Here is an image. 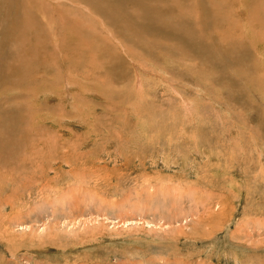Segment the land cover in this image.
Here are the masks:
<instances>
[{
    "label": "rangeland",
    "instance_id": "obj_1",
    "mask_svg": "<svg viewBox=\"0 0 264 264\" xmlns=\"http://www.w3.org/2000/svg\"><path fill=\"white\" fill-rule=\"evenodd\" d=\"M240 33L232 39L248 46L264 40L263 31ZM257 48L229 67L223 88L202 66L191 74L192 63L167 70L157 59L141 71L126 58L113 77L86 70L70 76L69 92H53L52 114L37 73L56 84L58 70L46 59H34V77L18 67L2 110H25V119L12 116L21 128L10 127L28 135L14 128L0 143V264H264V44Z\"/></svg>",
    "mask_w": 264,
    "mask_h": 264
},
{
    "label": "bare ground",
    "instance_id": "obj_2",
    "mask_svg": "<svg viewBox=\"0 0 264 264\" xmlns=\"http://www.w3.org/2000/svg\"><path fill=\"white\" fill-rule=\"evenodd\" d=\"M230 1L0 0V143L5 145L7 139H12V134L21 133L19 130L16 132L15 126V133H13L14 128L11 130L10 127L16 124L13 117L19 115L18 108L5 115V108L2 110V107L7 99L6 91L12 88L11 79L17 76L18 67L25 65L31 68L30 75L34 77L32 70L34 59L38 61V67L46 59L54 69L58 70L56 77L53 78L56 84H51L50 79H46L48 75L37 73L39 82L46 81L45 87L52 91L51 94H45V100L42 102L45 110L51 114L53 112L50 111L48 102L53 98V92L56 91L57 97L59 96L60 88H65L69 92L72 88L70 80H73L70 76L80 80L83 75L87 74L85 71L89 70L91 76L96 72L95 78L113 77L115 74L113 70L117 74V65L124 63L126 58L134 67L137 65L141 67V71H146L142 68L143 65H150L157 59L162 60L167 66L180 62L192 63L190 65L195 70L191 71V74H195L196 68L202 66L207 71L206 76L215 77L214 83L225 80L229 67L235 70L233 68L238 69L241 65L243 66V62L247 61H244L245 57L254 59L251 53L256 52L255 55H258L259 48L257 47L264 44L263 38H260L262 42H257V44L254 39L252 46H248L243 39H232L234 35H237V31L239 34L242 32L245 37L252 35L253 32L260 35L262 34L260 32H264V15L260 14L264 13L263 9L261 11L264 1L251 0L247 3L248 0H232L234 2L227 7ZM237 1H239L238 4ZM233 5L234 8H232ZM227 21H231V27L228 26V29L222 31V33L225 32V36L219 37L218 40L212 38L210 33L219 30L221 26V29L225 28ZM2 24L4 30H2ZM252 25L256 26L255 31H248L246 27ZM229 35H231L230 39ZM230 44H233L231 48L223 50L224 46L227 47ZM25 45H29L26 49L29 52L21 55L19 48ZM261 52L264 53V51H260L259 54L260 63L263 64L264 60L260 58ZM108 64L111 69H108ZM219 64H223L227 69L224 70V67L221 68ZM105 65L107 75H102L100 70ZM10 73L13 74L12 77H9ZM62 74L65 75L64 81L61 80ZM164 83L167 85V82ZM220 86L228 87L226 81L221 82ZM25 90L21 88V91ZM19 93H21L20 97L26 94ZM38 95L34 97L32 94L30 100L36 101L39 98ZM59 98H62L61 104H64L65 97L63 98L61 94ZM23 111L19 113L23 115ZM32 111L33 109H31V114L36 112L32 113ZM22 125L16 124L18 128ZM4 152L6 151L3 147L0 151L2 159ZM1 157L0 166H3Z\"/></svg>",
    "mask_w": 264,
    "mask_h": 264
}]
</instances>
